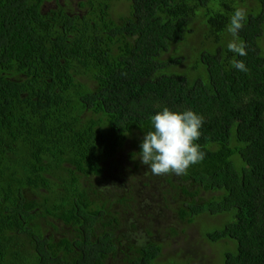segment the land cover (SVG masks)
I'll list each match as a JSON object with an SVG mask.
<instances>
[{"label": "trees", "instance_id": "16d2710c", "mask_svg": "<svg viewBox=\"0 0 264 264\" xmlns=\"http://www.w3.org/2000/svg\"><path fill=\"white\" fill-rule=\"evenodd\" d=\"M163 107L203 118L183 175L139 158ZM210 218L221 264H264V0H0V264H162Z\"/></svg>", "mask_w": 264, "mask_h": 264}, {"label": "clouds", "instance_id": "9594fccd", "mask_svg": "<svg viewBox=\"0 0 264 264\" xmlns=\"http://www.w3.org/2000/svg\"><path fill=\"white\" fill-rule=\"evenodd\" d=\"M246 18L247 12L237 7L227 27L232 37L227 49L239 56L247 55L246 43L238 35ZM231 63L239 71H248L245 63L235 57ZM150 121L151 130L140 143L139 158L153 175H183L190 166L204 159V153L196 143L203 126V118L198 113L191 109L181 111L163 107L150 117Z\"/></svg>", "mask_w": 264, "mask_h": 264}, {"label": "rangeland", "instance_id": "374dc122", "mask_svg": "<svg viewBox=\"0 0 264 264\" xmlns=\"http://www.w3.org/2000/svg\"><path fill=\"white\" fill-rule=\"evenodd\" d=\"M166 189V185L161 184V190ZM151 204L155 205L154 203ZM154 209L158 211V208L154 207ZM163 221H165L166 227L173 225V220L163 219ZM216 221L219 222L218 225L214 223ZM221 224V220L210 218L209 220L197 219L195 225L190 228L177 226L178 235L170 240L171 247L165 250L167 253L166 262L162 261V264H221L225 248L219 247V251L216 252V248H210V244L203 237L205 233L220 228ZM170 230H167L169 237L171 235Z\"/></svg>", "mask_w": 264, "mask_h": 264}]
</instances>
